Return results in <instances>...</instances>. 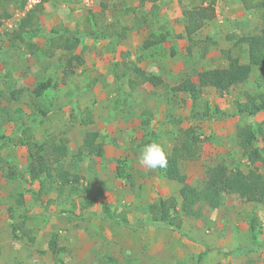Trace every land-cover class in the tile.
<instances>
[{
	"label": "rangeland",
	"instance_id": "374dc122",
	"mask_svg": "<svg viewBox=\"0 0 264 264\" xmlns=\"http://www.w3.org/2000/svg\"><path fill=\"white\" fill-rule=\"evenodd\" d=\"M257 1L40 0L26 11L25 0H0V264H264V189L227 192L218 207L201 205L196 217L179 215L169 226L153 207L159 197L179 204L180 184L138 161L145 144L169 153L191 127L200 147L180 162L189 184L200 185L217 164L264 174V110L237 109L264 89L259 67L223 93L203 80L204 71L226 65L227 50L247 61L238 40L264 26ZM209 4L213 17L187 37L183 10ZM64 35L79 39L82 63L69 65L73 73L58 45ZM135 66L161 83L140 81ZM185 78L202 89L199 98L171 90ZM87 110L90 124L82 122ZM247 124L263 154L254 164L236 142ZM88 137L101 154L87 152ZM60 139L68 145L61 165L79 182L32 180V144Z\"/></svg>",
	"mask_w": 264,
	"mask_h": 264
},
{
	"label": "trees",
	"instance_id": "16d2710c",
	"mask_svg": "<svg viewBox=\"0 0 264 264\" xmlns=\"http://www.w3.org/2000/svg\"><path fill=\"white\" fill-rule=\"evenodd\" d=\"M264 11V0H258L254 5ZM33 10L23 17L18 25L17 32L27 31L33 17ZM214 15V8L211 4L203 6H194L183 10V30L185 35L189 37L196 30V23L200 20L210 19ZM125 32V31H123ZM122 35V34H121ZM59 47L70 53L66 66L68 71L73 73L72 67L69 65L78 59L81 64L82 59L78 54L74 53V49L79 44L76 37L59 36ZM238 43L247 45V61L241 62L238 57L232 55L229 50L224 52L226 65L215 67L203 72V80L215 87V89L223 93L231 87L244 82L250 75L253 66L260 69V77L264 80V26L258 33L253 35L242 36ZM70 63V64H69ZM134 73L142 82H150L153 86L161 83V79L157 76L150 78L144 71L135 66ZM44 88L46 83H41ZM174 92L188 94L191 98L197 99L202 94V89L190 78H185L177 84L171 86ZM237 109L240 113L247 115H255L264 110V89L246 95V102L239 103ZM82 122L90 124L93 122L89 110ZM2 138V136H0ZM257 140V131L250 125L241 126L236 133V142L241 148L242 154L251 163L263 160L261 148L255 142ZM87 152L96 153L103 152L100 144H93V139L88 137L84 139ZM200 147V138L193 128L183 130L177 142L168 153V166L163 169L165 178L180 184L178 195L179 204L174 196L159 197L153 207V212L159 222L168 223L169 226L174 225L179 215L187 217H196L198 208L206 205L210 208L218 207L225 193L245 194L257 192L264 189V174L255 168L247 171L241 170L239 167L228 169L223 164H217L207 169L203 182L200 185H191L187 181V177L180 170V162L182 160L194 158ZM68 145L65 139L58 142L32 144L30 150V162L28 172L32 180L41 176L55 179L59 183L71 185L79 182V175L70 173L62 167L61 159L67 156ZM51 251L56 252V238H51L49 242Z\"/></svg>",
	"mask_w": 264,
	"mask_h": 264
},
{
	"label": "clouds",
	"instance_id": "9594fccd",
	"mask_svg": "<svg viewBox=\"0 0 264 264\" xmlns=\"http://www.w3.org/2000/svg\"><path fill=\"white\" fill-rule=\"evenodd\" d=\"M138 161L149 170L165 169L168 166V152L162 144L149 142L139 152Z\"/></svg>",
	"mask_w": 264,
	"mask_h": 264
},
{
	"label": "built area",
	"instance_id": "2783aa9c",
	"mask_svg": "<svg viewBox=\"0 0 264 264\" xmlns=\"http://www.w3.org/2000/svg\"><path fill=\"white\" fill-rule=\"evenodd\" d=\"M40 0H25V5H24V9L26 11H29L30 9H32L37 3H39ZM7 27L11 28L13 26L14 21L12 19L10 20H6L4 22Z\"/></svg>",
	"mask_w": 264,
	"mask_h": 264
}]
</instances>
